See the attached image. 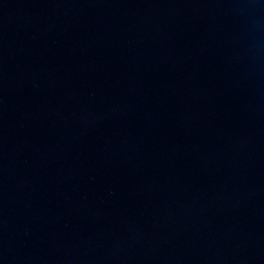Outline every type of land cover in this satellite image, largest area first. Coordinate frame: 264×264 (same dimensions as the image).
<instances>
[{"label":"water","instance_id":"obj_1","mask_svg":"<svg viewBox=\"0 0 264 264\" xmlns=\"http://www.w3.org/2000/svg\"><path fill=\"white\" fill-rule=\"evenodd\" d=\"M0 264H264V0H0Z\"/></svg>","mask_w":264,"mask_h":264}]
</instances>
